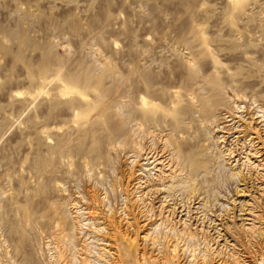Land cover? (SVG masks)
<instances>
[{"label":"rangeland","instance_id":"rangeland-1","mask_svg":"<svg viewBox=\"0 0 264 264\" xmlns=\"http://www.w3.org/2000/svg\"><path fill=\"white\" fill-rule=\"evenodd\" d=\"M0 264H264V0H0Z\"/></svg>","mask_w":264,"mask_h":264},{"label":"bare ground","instance_id":"bare-ground-1","mask_svg":"<svg viewBox=\"0 0 264 264\" xmlns=\"http://www.w3.org/2000/svg\"><path fill=\"white\" fill-rule=\"evenodd\" d=\"M144 101V100H143ZM146 104H147V102H146ZM155 107L154 106H151V109H154ZM150 109V110H151ZM179 111V110H178ZM177 111V112H178ZM151 112H153L152 110H151ZM166 144L168 143L167 141L165 142ZM168 145V144H167ZM137 146V145H136ZM137 148L141 151V148H142V146H140V144H138V146H137ZM161 175H163V173H162V171H161V169L159 170V174L158 175H156V177H157V179H161L162 177H161Z\"/></svg>","mask_w":264,"mask_h":264}]
</instances>
